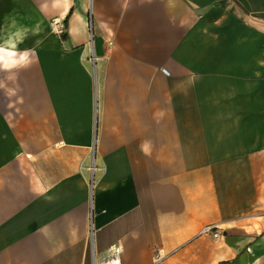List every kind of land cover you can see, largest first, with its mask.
<instances>
[{
  "label": "clouds",
  "instance_id": "clouds-1",
  "mask_svg": "<svg viewBox=\"0 0 264 264\" xmlns=\"http://www.w3.org/2000/svg\"><path fill=\"white\" fill-rule=\"evenodd\" d=\"M67 4L68 0H52V7L54 8ZM46 6L42 5V8ZM16 36V40L9 38V40L5 41L4 45H0V71H10L12 68L27 67L31 63L30 52L32 50L26 49L23 52L16 51L17 43L23 40V36L19 32ZM7 94L15 95V91L9 89L7 90Z\"/></svg>",
  "mask_w": 264,
  "mask_h": 264
}]
</instances>
